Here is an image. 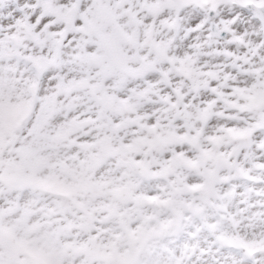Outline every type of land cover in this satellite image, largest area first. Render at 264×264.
<instances>
[{"label": "snow or ice", "instance_id": "obj_1", "mask_svg": "<svg viewBox=\"0 0 264 264\" xmlns=\"http://www.w3.org/2000/svg\"><path fill=\"white\" fill-rule=\"evenodd\" d=\"M0 264H264V0H0Z\"/></svg>", "mask_w": 264, "mask_h": 264}]
</instances>
